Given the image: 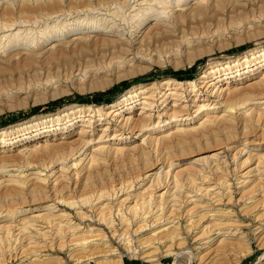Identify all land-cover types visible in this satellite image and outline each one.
Instances as JSON below:
<instances>
[{"label": "bare ground", "instance_id": "obj_1", "mask_svg": "<svg viewBox=\"0 0 264 264\" xmlns=\"http://www.w3.org/2000/svg\"><path fill=\"white\" fill-rule=\"evenodd\" d=\"M17 1L26 5L14 9L11 0H0V63L28 64L30 58L102 45L115 48L118 62L113 67L128 76L147 69L145 62L166 60L178 67L183 52L192 54L188 57L191 64L204 49L211 53L212 43L219 41L217 32L210 35L201 29L189 34L182 29L183 22L209 12L253 7L256 0ZM255 17L240 12L229 20L245 18V34L260 35ZM173 35L178 40L173 41ZM117 75L118 80L124 77ZM75 77L81 81L79 74ZM187 85L165 79L138 87L107 108L77 106L71 113L35 124L36 130L48 122H53L49 125L53 130L60 129L57 125L63 121L81 122V127L75 133L76 147L65 155L42 164L0 166V173H7L0 178V264H12L15 259H22L21 264H62L52 263L45 251L71 246L75 255L89 243L98 246L106 236L102 228L83 225L94 219L114 235L121 231L125 238L132 231L149 229L151 239L142 238L140 246L166 242L171 253L184 243L181 226L186 219L187 230L198 233L201 249L208 250L198 254L202 261L213 256V251L225 253L237 245L247 246L245 224L219 206L232 202L239 192L238 200L246 203L244 214L264 209V48L251 57L210 62L198 80ZM96 122H104L100 131L92 129ZM5 134L0 131V136ZM51 145L22 152L32 155ZM137 153L140 160L127 171V179L107 187L100 182L104 187L83 193L95 188L92 177L98 169ZM232 165L237 189L226 179ZM26 190L31 192L29 199ZM68 209L76 210L78 219ZM258 229L264 236V217ZM146 255L159 264L154 252Z\"/></svg>", "mask_w": 264, "mask_h": 264}, {"label": "rangeland", "instance_id": "obj_2", "mask_svg": "<svg viewBox=\"0 0 264 264\" xmlns=\"http://www.w3.org/2000/svg\"><path fill=\"white\" fill-rule=\"evenodd\" d=\"M11 1L14 4L10 2V7L18 9L21 3L17 0H15V2L17 1L16 3L14 0ZM256 1L254 2L253 7L238 8L231 11V13L230 11L224 12V10H219V12L215 11V13L209 12L206 15H199L187 19L185 23L183 22L182 29L189 34L194 30L200 31L203 29L207 30L209 33L217 32L216 35L218 37L215 38L219 39L217 43H212V46H209L211 53H206V50L204 49L202 51L204 54L198 56L196 61L192 64L189 63L188 60V57L192 54L189 52H183L178 61L181 62L182 65L178 67H175L176 63L173 64L166 60L161 64L156 62L151 64L145 62L143 63V67H147V69L145 68L143 72H136L124 76L122 74L124 71H118L113 67V63L118 62L117 58L115 59L113 56L115 48L102 47V45L96 47L88 46L85 47L84 50H69V53L62 51V53H56L57 55H44L40 58H32V60L30 58L28 64L24 62L20 63L19 61L0 63V131H6L4 136H0V166H2V164H8L6 166L14 164L24 165L26 162H32V164L35 163V165L36 163H47L50 162L52 158L56 159L57 156L59 157L70 152L72 150L70 148L73 146L74 148L76 147L77 143H74V139L76 138L75 133L79 131L81 122L76 123L75 125H70V122L67 123V121L65 123L63 121L61 124L57 125L60 129L54 130L53 127L49 126L53 124V122L43 124V128L40 130H36L35 124L37 123L45 122L46 120L61 116L64 113H71L77 108V106L107 108L108 104L118 102L122 96L130 95V91H133L138 87L151 86L155 82L165 79H173L175 81L183 82L185 86H188L187 81H197L200 74L210 65V62L213 64H220L226 62L229 58L234 60L238 57H251L253 52L264 48V0ZM58 10L59 9H57V11ZM222 12H224L223 15ZM240 12L244 16H246V14L250 17L257 16L255 17L256 24L254 23V25H257L256 29L260 35H257L258 33H251L252 35L245 34L246 32L244 31L248 25V21L245 18L240 21L236 20L237 22L229 20L231 16L238 15ZM258 18L259 20H257ZM231 32L234 33L235 36L234 34H230ZM199 35L201 36L202 34ZM254 35H257V37ZM178 38L179 37L173 35V41L174 39L178 40ZM145 47H147V45H145ZM201 47L205 48L207 46L201 44ZM172 48L176 49V47ZM192 66H194V69L190 71ZM178 70L183 71L186 75L177 76L172 72ZM78 74L81 77V81L77 82L75 76ZM119 74L124 77L118 80L116 79L118 78L116 75L120 76ZM127 79L130 80V83L123 84V81ZM109 82L110 84H108ZM60 97H63L60 102L49 105L52 100ZM39 105L46 106L38 110H32V108ZM118 107H115L114 109ZM139 107L140 105L136 107V111L139 110ZM20 110H23L24 112L20 113ZM103 126L104 122H96L92 129L100 131ZM25 127H27V129L24 130ZM46 143L49 145L53 144L54 148L52 145V147L48 146L47 149L44 150L38 148L39 150L37 149L32 155L29 153L24 154L26 152H22L24 149H32L33 147L37 148L35 146ZM2 150L4 152H2ZM133 156H130L133 159L125 157L121 160L110 162L103 169H98L92 177V183L95 184V188L87 189L86 191H83V193L90 192L92 189H99L105 185L107 187V185L115 184L121 180L123 181V179L125 180V177L127 179L129 176L126 173L131 171L134 164L138 163L140 160L138 153ZM22 162L24 163L22 164ZM233 168V165L228 168L230 173H227L226 179H228L227 182H232L233 189H237L235 170ZM33 171H35V169ZM6 174V172L0 173V178L4 177ZM121 174H126L127 176H121ZM108 177L113 178L112 181L106 182ZM226 179L224 178L225 181ZM100 182L104 186L100 184ZM29 191L30 190L25 191L28 199L32 197L31 192ZM234 196L232 202L224 201V203H221L222 205L219 206V210L226 214L229 213L227 215L236 216L235 218L240 219V221L245 224L244 231L248 236L246 243L248 245H237L238 247L235 246L233 249L225 253H217L213 251L216 255L212 254L213 256L209 258L211 261H209V259L202 261V259L197 257L198 254L205 255L208 250L201 249L203 247V240L196 239L198 233L189 232L187 230L186 219L183 220L181 226V232H183V236L181 234V237L184 238L181 241H184V243L176 245L172 253L167 251L169 243L166 242L156 243L155 247L140 246L142 238H147V240L151 239L150 235L152 232L149 229L140 233H134V231H132L130 237L125 238L121 234V231H118V233L114 235L113 232H111V229L105 224L94 219L93 221L87 220L83 225L85 226V229L89 228L90 224L94 227L102 228L106 238L101 237L102 239L99 241L100 244L98 246L93 247L89 243V247H85V249L87 248L86 250L81 249V252L79 251V254L76 253L75 255L72 253L71 246L65 247L66 249L60 246H54V249L48 248L44 254L47 256V259L53 261L52 263L62 261V264H154L151 260H148L146 254L149 252H154L156 254L159 264H264V236L258 233V228L262 224V218L264 217V209L262 210L263 213L259 211L257 214L256 212H252L253 214L250 212L248 215L244 214L243 209L245 208L246 203L243 200H238L239 192H236ZM4 202L6 201L4 200ZM68 210L73 213L75 218H77V215L75 214L76 210ZM258 215L261 217L256 218ZM117 228L120 229L121 226L118 225ZM21 261L22 259H15L12 261V264H21ZM43 264H45V262ZM46 264L49 263L47 262Z\"/></svg>", "mask_w": 264, "mask_h": 264}, {"label": "trees", "instance_id": "obj_3", "mask_svg": "<svg viewBox=\"0 0 264 264\" xmlns=\"http://www.w3.org/2000/svg\"><path fill=\"white\" fill-rule=\"evenodd\" d=\"M192 69H194V66L191 67L190 71H191ZM172 72H173L175 75H177V76H185V75H186V74H184L183 71H180V70H178V71H172ZM129 83H130V80H129V79L123 81V84H129ZM62 99H63V97L57 98V99H55V100H52V102H50L49 105H50V104H54V103H58V102H60ZM49 105H47V106H49ZM44 106H46V105H39V106H36L35 108H32V110H38V109H41V108L44 107ZM23 112H24L23 110H20V113H23Z\"/></svg>", "mask_w": 264, "mask_h": 264}]
</instances>
